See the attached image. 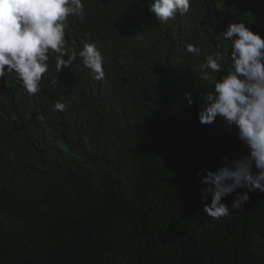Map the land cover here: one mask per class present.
<instances>
[{
    "label": "trees",
    "instance_id": "obj_1",
    "mask_svg": "<svg viewBox=\"0 0 264 264\" xmlns=\"http://www.w3.org/2000/svg\"><path fill=\"white\" fill-rule=\"evenodd\" d=\"M84 2L65 48L95 43L103 80L79 55L58 73L49 53L38 93L15 73L0 81V264H264V192L215 219L197 175L248 153L235 128L200 123L213 86L198 67L218 46L230 54L233 22L264 38V0H190L166 23L151 0Z\"/></svg>",
    "mask_w": 264,
    "mask_h": 264
},
{
    "label": "clouds",
    "instance_id": "obj_2",
    "mask_svg": "<svg viewBox=\"0 0 264 264\" xmlns=\"http://www.w3.org/2000/svg\"><path fill=\"white\" fill-rule=\"evenodd\" d=\"M190 6V0L148 3L149 11L161 23L178 14L185 15ZM246 15L252 16L251 11ZM70 16L84 20V0H0V81L7 83L4 78L15 73L29 94L38 93L42 77L49 69V50L58 54V73L79 55L92 78L103 80L105 58L95 43H85L78 54L66 50L65 22ZM223 35L231 41L230 54L218 46L212 54H205V61L198 67V79L213 86L202 95L206 106L199 111V120L212 124L219 118L228 128L238 130L237 137L248 153L231 160L225 156L224 166L218 170L197 173L200 182L207 186L201 194L203 211L215 219L229 215L230 209L241 208L249 201V192H264V38L244 20L231 23ZM186 50L196 55L201 52L198 45L191 43ZM229 56L231 63L226 73L217 79L213 74L221 71ZM52 83H56L55 79ZM185 99L189 105L194 103L190 92ZM66 107L64 102L57 101L54 110L62 112ZM238 188L248 191L236 193L229 207L223 200Z\"/></svg>",
    "mask_w": 264,
    "mask_h": 264
},
{
    "label": "rangeland",
    "instance_id": "obj_3",
    "mask_svg": "<svg viewBox=\"0 0 264 264\" xmlns=\"http://www.w3.org/2000/svg\"><path fill=\"white\" fill-rule=\"evenodd\" d=\"M66 23V27H65V34L67 33V30L69 28V18L67 19V21L65 22ZM49 53H55L54 51L52 50H49ZM4 218V215H0V222L2 221V219Z\"/></svg>",
    "mask_w": 264,
    "mask_h": 264
}]
</instances>
